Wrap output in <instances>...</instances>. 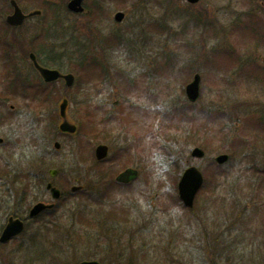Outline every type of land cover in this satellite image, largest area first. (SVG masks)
Listing matches in <instances>:
<instances>
[{"label":"rangeland","instance_id":"rangeland-1","mask_svg":"<svg viewBox=\"0 0 264 264\" xmlns=\"http://www.w3.org/2000/svg\"><path fill=\"white\" fill-rule=\"evenodd\" d=\"M29 1L21 7L28 12L45 11ZM53 1L59 8V22L70 28L67 37L84 45L87 54L94 53L105 68L99 67L105 79H100L103 75L93 78L96 70L89 75V69L86 75L84 69L82 80L74 64L77 56L59 45L66 39L57 42L51 34L44 37L37 31L46 15L27 22L32 47L46 51L48 63L77 78L72 87L57 83L54 95L52 87L53 100L46 108L37 102L32 105L29 113L36 144L30 163L44 179L50 168H58V183L67 174L85 193L63 205L57 212L58 222L36 240H32L36 229L28 228L0 248V264H75L83 259L102 264H264V134L257 135L252 120L264 116V38L252 36L254 24L249 17L255 11L258 26L264 29V0H199L195 4L87 0L91 7L101 2L104 10L97 17L104 16L102 22L89 11L70 13L69 0ZM9 4L10 0H0V33L6 29ZM47 7V14H55ZM117 11L125 12L121 22L114 19ZM193 13L201 15L200 21ZM47 19L52 25L54 17ZM114 33L125 34L131 43L113 41L112 46L103 40ZM7 35L13 36L18 50L25 48L14 31ZM132 43L138 52L131 50ZM70 46L66 42L64 47ZM215 49L223 51L217 54ZM20 59L23 65L26 58ZM3 68L0 63V93L7 81ZM196 72L202 78L201 95L192 103L185 87ZM65 96L70 100V119L85 130L80 135L62 137L39 125V118L48 116L43 113L55 109L60 123L59 103ZM13 100L22 102L20 97ZM180 106L193 119L181 127H168L166 112ZM214 110L223 115L219 116L222 122L207 117ZM105 116L110 122L98 124L100 133H94V122ZM55 140L61 142L59 150ZM98 143L110 146L113 159L101 166L107 168L105 178L99 177L100 166L89 158ZM197 146L205 150V157L192 155ZM222 153L229 154L230 160L221 165L222 175L214 178L213 161ZM190 165L200 168L205 179L210 177L211 187L201 188L193 211L172 199L177 193L173 177L179 179ZM126 167L139 168V177L125 190L107 188L110 179L115 180ZM3 169L0 205L11 207V194L16 197L19 186L17 176L12 182V174L19 170ZM96 196H101L103 204H95ZM4 219L1 212L0 224Z\"/></svg>","mask_w":264,"mask_h":264},{"label":"flooded vegetation","instance_id":"flooded-vegetation-1","mask_svg":"<svg viewBox=\"0 0 264 264\" xmlns=\"http://www.w3.org/2000/svg\"><path fill=\"white\" fill-rule=\"evenodd\" d=\"M21 8L27 14L23 24H7L6 19L14 10L12 6L4 18L7 25L4 22V25H6V33L4 34L3 38L9 43L12 41V44L10 43L11 49L9 50L0 49V53L9 55L12 54L15 56V66H13V70L20 73L22 78L26 81L13 82L11 83L12 92L3 87V90H6V92L4 93L2 90L0 93V173L3 168H7L8 170L11 169L12 171L15 169L19 170L18 173L16 172L12 174V182L15 181V176H17L16 182L19 183V186L17 188L16 197L11 194V207L0 205V211L5 215L4 221L0 224V238L11 217L20 219L24 223V230L20 234L12 236V238L6 242L0 240V248L5 247L12 241H16L17 238L25 233L28 228L36 229L32 237V240H36L38 236L45 233V230L49 229L50 225L52 224V217H55L57 220H59L60 217L57 215V212L62 208V206L83 193V187L81 185H79L81 186L79 189L74 191L75 185H73L70 181L69 175L67 178V174H65V178H63L61 183H58L55 180L61 175L58 168H50L48 170V179H44L45 176L41 177V174L36 173L33 162L30 163L33 157L31 150L36 144L35 124H32L29 113L32 105L37 100L35 97V83L32 80H34L33 77L36 74H38L39 78L43 80L42 75L40 74L31 55L32 53L36 55L37 61L40 65L51 68H58V66H53L48 63L47 60L43 59L45 57H49L46 51L40 50V52H38L32 49V43L34 42V39L31 40L28 37L30 28L25 27L28 21L36 16L41 17L43 14L39 13L36 15H30L32 12H28L26 7L23 6ZM8 31L15 32L17 40L25 47L23 50H18L16 48L13 42L14 39H12L13 36L9 37L7 35ZM15 48L17 50H15ZM19 57L21 59L26 58V61L23 62V65L20 64ZM242 63L244 64L245 61ZM262 67L264 68V64H262ZM61 82L65 83L64 79H59L53 83L47 82L48 84L46 85L51 86L54 84V86H57V83ZM17 97H20L22 102L13 100ZM49 101H51L50 96L45 99V102L48 103ZM18 103H20L21 107H18ZM67 134L68 133L66 132L60 133L61 136ZM129 168L137 170V176L131 178L132 182L139 177L140 169L137 167ZM52 169L57 170L54 176L51 174ZM3 171L5 170L3 169ZM0 180H4V178L0 177ZM52 188H56L60 191L58 198H53ZM38 203H44L49 206L44 207L37 214L32 215V210Z\"/></svg>","mask_w":264,"mask_h":264},{"label":"trees","instance_id":"trees-1","mask_svg":"<svg viewBox=\"0 0 264 264\" xmlns=\"http://www.w3.org/2000/svg\"><path fill=\"white\" fill-rule=\"evenodd\" d=\"M20 3H24L29 0H18ZM33 4H36L38 5L39 7H44V10H45V14L46 16L48 15H52L54 17V21L51 25L50 23V29L53 27V29L50 31L51 35L56 38L58 42V39H66V41H63L61 43H59L60 46H62L64 49L66 50H69V51H73L74 53L76 52L77 54H74L76 55L77 57L76 58V62L74 63L81 71V75H82V80H84V76L85 74L83 75L84 73V69H85V73L87 75V70L90 69L89 71V75H92L93 71H95V74L93 76V78L95 76H97V79H99L98 77H101L103 75L102 71H100L99 67L101 68H104L103 65L95 58H93L91 55L87 54L84 49H85V46L84 45H81L80 42L78 40H73L72 36H71V33H70V36L71 38L68 36L67 37V31H69V27H65L63 26L62 22H59V8L56 6V4L54 3L53 0H30ZM29 1V2H30ZM30 2V3H31ZM159 3H163L164 1H158ZM31 3V4H32ZM88 4V2H87ZM101 4H98V7H91L90 5H88L91 13V17L93 19H96V20H99V11L101 10H104L103 9V6H100ZM47 6H50L54 9V13L55 14H47L48 12V7ZM46 8V9H45ZM185 12H187L186 10H181V13L183 14H186ZM252 13V12H251ZM249 14V17L251 16V23H253L254 25H252L251 27V34L252 36L254 37H260V38H264V29H262L260 26H258V20H257V15L255 14V11L252 13ZM193 15L195 16V18H197L199 21H200V17L201 15H198V14H194ZM259 16V15H258ZM260 17V16H259ZM263 23H264V20H262ZM59 22V23H58ZM238 24V23H237ZM54 25V26H53ZM163 27V26H162ZM237 29H239V27L236 25ZM263 27V26H262ZM160 28V27H159ZM59 34L58 38L57 36L54 34ZM125 37V34H122V33H114V34H111L107 37H105V40L108 44L110 45H115L113 41H116L117 42V45L123 43V41H130L131 43V40H129V38H126ZM71 40V41H70ZM66 42H71V46L70 47H64L65 46V43ZM131 47V50H135L138 52V49L134 46V44L132 43V45L130 46ZM227 50H232V49H227ZM217 54H220V52H218V50H214ZM84 56H86V58H84ZM86 59V64L83 65V62L84 60ZM11 63L10 62H7V66H10ZM167 65V64H166ZM103 71H105V68L103 69ZM97 72V73H96ZM252 74V73H250ZM16 78H15V81L16 80H19V75L18 74H15ZM51 92H52V89H51ZM49 94L48 90H47V85H45L44 83L40 82V81H36L35 83V97L37 100H39L38 103H40L41 101H44V99L46 98V96ZM44 103L40 104L41 107H44ZM191 107V105H190ZM177 107H175L176 109ZM215 111V110H214ZM221 113V112H220ZM43 115H48L47 117L43 116L39 119L40 123H42L43 125H45L46 128L48 129H51V131L53 133H58L57 131V122H58V114L56 112V110H49V111H46L43 113ZM221 115V117L223 116L222 114H219L217 113V111L215 112H208L207 113V117L209 116L210 117V120H218V122H222L219 118V116ZM166 117H169L168 118V122L166 123V125L168 127H173V126H179L181 127V123H183L184 121L187 120V122H190V120L193 119V116L189 114V110L185 109L183 106H180L178 109L175 110V112L173 111L172 113H169V111L166 112L165 114ZM176 119V120H174ZM174 120V121H173ZM255 123H254V126H255V132H259L257 135L260 136V133H263L264 134V116H256V117H253L252 119ZM251 120V121H252ZM177 121H179V124H175ZM98 122L99 121H95L94 122V125L92 126V130L94 132L98 131L100 129L99 125H98ZM174 124V125H173ZM225 126L227 125H223L222 128H224ZM81 132H85V130L83 129V127L80 128ZM52 133V134H53ZM261 137V136H260ZM84 147V146H83ZM82 148V146H81ZM241 150H244V148L241 146ZM89 158H91V161H93V163H95L96 165H99V177H102V178H105L107 177L108 175V171H103L102 170V165L106 162V161H112V157H108L107 159H105L104 161H97L95 158H94V155H93V150L91 152V156H89ZM115 161V159H114ZM55 164V163H54ZM102 164V165H100ZM213 165H214V169H213V175H214V178H218V176L220 177L223 173V168H221V165L217 164L216 161H213ZM262 172L264 173V169L262 170ZM174 178V184L177 183V177H173ZM210 185V177H206V181H205V187H209ZM110 186H116V183L114 181H110V184L107 186V188H109ZM211 188V187H209ZM172 199L174 202L178 201L179 204L182 205L181 201H180V198L178 197V193L172 195ZM186 210H189V208H186ZM82 219V217H81Z\"/></svg>","mask_w":264,"mask_h":264},{"label":"water","instance_id":"water-1","mask_svg":"<svg viewBox=\"0 0 264 264\" xmlns=\"http://www.w3.org/2000/svg\"><path fill=\"white\" fill-rule=\"evenodd\" d=\"M191 3H196L199 0H188ZM84 0H70L68 2V8L75 12H81L84 10ZM13 4L15 6L14 12L8 16L7 21L12 25H20L25 20L26 15L23 13L21 8L19 7L18 3L13 0ZM125 16V13L120 11L117 12L115 15V19L117 21H121ZM32 58L35 61L37 68L39 69L40 73L44 77L47 82L55 81L59 78H65L67 85L71 86L75 81V76L72 73L63 74L58 69H52L41 66L37 60L34 53H32ZM201 93V75L199 73L195 74L193 80L186 85V94L189 100L196 101ZM67 107H68V100L64 99L63 102L60 104V114L63 118V122L60 124V129L62 131L74 133L77 130V125L72 123L67 116ZM55 146L57 148L60 147V142H55ZM109 153V147L106 144H100L96 147L95 154L97 159L101 160L105 158ZM192 155L195 157H203L205 155V150L200 147H195L192 150ZM229 154L222 153L216 157V161L220 164H224L229 160ZM57 170L52 169V175H55ZM137 172L132 169H127L122 172L118 177L117 180L121 182H129L132 176H135ZM205 181V177L203 172L195 165L189 166L183 172L180 181L178 183V190L180 198L187 206H193L196 195L200 188L203 186ZM51 186V184H50ZM76 189V188H75ZM53 196L55 198L59 197L60 191L56 188H52ZM45 205L44 203H38L32 210V215L37 214L41 211ZM24 227L23 222L20 219L10 218L8 224L6 225L2 236L0 238L1 241L5 242L9 240L15 234H18L22 231ZM77 264H101L98 260H83L78 262Z\"/></svg>","mask_w":264,"mask_h":264}]
</instances>
